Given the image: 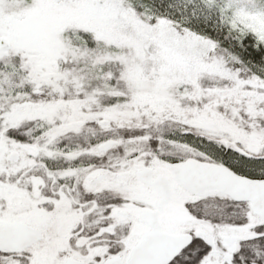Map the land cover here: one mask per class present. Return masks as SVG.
I'll list each match as a JSON object with an SVG mask.
<instances>
[{
  "label": "snow or ice",
  "instance_id": "6c2138e0",
  "mask_svg": "<svg viewBox=\"0 0 264 264\" xmlns=\"http://www.w3.org/2000/svg\"><path fill=\"white\" fill-rule=\"evenodd\" d=\"M0 264H264V0H0Z\"/></svg>",
  "mask_w": 264,
  "mask_h": 264
}]
</instances>
